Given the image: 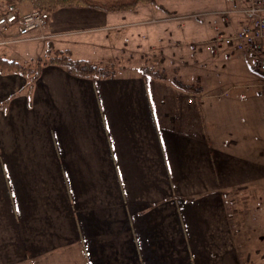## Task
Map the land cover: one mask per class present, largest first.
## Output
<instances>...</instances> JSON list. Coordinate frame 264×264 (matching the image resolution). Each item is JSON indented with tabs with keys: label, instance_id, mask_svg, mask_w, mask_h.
<instances>
[{
	"label": "crops",
	"instance_id": "1",
	"mask_svg": "<svg viewBox=\"0 0 264 264\" xmlns=\"http://www.w3.org/2000/svg\"><path fill=\"white\" fill-rule=\"evenodd\" d=\"M155 1L119 12L60 8L45 29L0 46V56L19 63L50 49L99 66L144 45L181 62L170 82L134 67L87 79L47 64L29 89L28 78L0 74V264L264 259V248L250 255L251 244H264V212L250 218L264 197V102L249 99L248 85L222 81L228 60L245 53L190 49L236 31L238 18L218 14L225 0L204 16L220 18L189 20L200 30L187 63L183 17L169 22L165 3ZM14 6L30 10L27 0H0V16ZM120 32L132 35L119 41Z\"/></svg>",
	"mask_w": 264,
	"mask_h": 264
},
{
	"label": "rangeland",
	"instance_id": "2",
	"mask_svg": "<svg viewBox=\"0 0 264 264\" xmlns=\"http://www.w3.org/2000/svg\"><path fill=\"white\" fill-rule=\"evenodd\" d=\"M107 1L108 0H103V1H101V3L107 2ZM109 1H111V0H109ZM221 1L224 2L225 0H160V2L165 3L164 5L168 8L169 13H166L165 15L167 16L166 18L169 22L170 21H174V22L179 21L180 17H183L182 18L183 24H180L182 26L181 29L183 30V32L181 34H178V36L181 39L186 41V43L182 44V58H183V59H181L182 61L186 60L187 63L190 62L189 60L191 58H190V56H187V55H189V52L191 51L188 48L189 45L191 44L189 42H191V40L192 41L195 40V37L193 35H197L199 30H200V28H199V26H197V24H195L194 22H189V20H200V19H202V21H204L205 19H208L211 17L212 18H220V16H216V15H208L207 17H204V16L206 14L210 13L211 11L218 10L222 4ZM27 2L29 3L28 0H27ZM141 4H143V5L150 4L151 5L150 2H144ZM29 6H30V3H29ZM134 9H132V10H134ZM30 10H31V8H30ZM160 14L161 13L159 12L158 17H160ZM187 20H188V22L186 24ZM153 21H155V20H153ZM169 27L171 29L173 28V27H171L170 24H169ZM185 28H187V29H185ZM129 35L131 36L132 34L120 32V34L117 35V37H118L117 40H119V41L120 40L121 41L127 40V39H129ZM1 42L2 41H0V46H3L4 44ZM193 43H198V42H193ZM184 47H185V51L183 50ZM180 48H181V46H180ZM147 49L148 48L146 47V45H144V47H142V49H138V50H135L134 48H130V50L126 51L125 54H123V55L122 54L117 55V52H116L114 55H111L112 58L105 59L103 64H101L99 66H97V65H95V66L97 68L99 67V69L100 68L103 69L104 72H110L111 74L115 73L116 71H119V73L117 72V74H120V72L126 73L127 70H125V69L130 68V67H132V68L134 67L138 71H140V69L143 68L144 66L145 67H147V66L153 67V68H155V70L159 67V71H162L163 69L165 70L166 74L164 75L165 76L164 78L167 79L169 82L174 80L173 78H175L177 80L178 76H175V74H172L171 68L173 66H176L177 64H178V66H180L181 62L173 60L172 63H169V60H172L173 57L168 54V51L165 53L163 52V54H164L163 55L162 53L157 52V50L159 48H157L153 51L147 50ZM55 52L56 51H52V50L50 51V49H48L47 53L45 55H43L42 57H40V59L43 60L44 62H47L48 58L52 57ZM233 55L235 57L231 58V60H228V62H232V65L230 64V66H226V69L224 70L225 75H224L223 80H222L223 83L230 82V84L248 85L250 87V90L248 91V93L250 94L249 99L250 100L255 99L257 101L264 102V99L262 97L257 96L258 90L260 89V86L264 85V74L253 69V68H251L250 57L247 54H245L246 60L240 59V62H238V60H237L238 53H234ZM32 56H35V53H33ZM162 56H164L163 58L165 60L163 61V64L160 65L159 60L161 59ZM37 60H38L37 57H33L32 59H30V62H31L30 64H31V66H33V68H35ZM124 64H125V67H123ZM117 67H122V68H117ZM160 67H162V68H160ZM184 68L185 69L182 70V73H189V74L191 73L192 66H186ZM164 70H163V72H164ZM184 82H185V84H187L186 81H184ZM254 86L256 87V89L254 88ZM252 88H254V89H252ZM177 89H181V88L177 87ZM246 97H247V95H246ZM262 198H263L262 205H260L258 207V209L256 208L257 207L256 206V207H254V209L251 210L250 218H255V217H257V215H259V214L262 215V213L264 212V197H262ZM241 200H243V199H241ZM263 228H264V225H263ZM257 247L260 250H262V248H264V244L263 245L260 244L259 246L251 244L250 255L252 257L254 256V252H255L254 249H257ZM243 253L245 254V252H243ZM261 254H262V251L260 252V254L258 253L256 255L259 256ZM253 259H255V258H253ZM251 264H264V259L261 261L254 260L251 262Z\"/></svg>",
	"mask_w": 264,
	"mask_h": 264
},
{
	"label": "built area",
	"instance_id": "3",
	"mask_svg": "<svg viewBox=\"0 0 264 264\" xmlns=\"http://www.w3.org/2000/svg\"><path fill=\"white\" fill-rule=\"evenodd\" d=\"M230 5L218 14L228 23L232 16L238 18L239 28L234 32H220L204 43H192L190 49L195 51L204 47L209 54L216 56L221 52H242L250 57L251 68L264 74V0H229ZM50 19L47 12L30 10L20 13L16 6L0 16V34L19 24L14 39H3L7 45L29 36L30 33L46 28ZM42 38L45 39L43 36ZM258 95H264V85L260 86ZM188 104L193 97L186 99Z\"/></svg>",
	"mask_w": 264,
	"mask_h": 264
},
{
	"label": "trees",
	"instance_id": "4",
	"mask_svg": "<svg viewBox=\"0 0 264 264\" xmlns=\"http://www.w3.org/2000/svg\"><path fill=\"white\" fill-rule=\"evenodd\" d=\"M30 8L34 10H41L47 13H53L60 8L68 7H88L92 9L107 11V12H119V11H131L138 4L144 2H150L155 4V0H111L102 2L103 0H28ZM104 3V4H103ZM52 64L58 65L67 69L72 75L87 78V79H100L111 76L110 72H104L103 69L97 68L91 62L86 60L72 59L68 52L56 51L54 55L48 58L47 62L38 59L35 68L30 63H19L15 60L7 59L0 56V74L17 73L25 78L29 79V89L32 86L31 82L38 76L41 68L44 65ZM163 71V70H162ZM158 69H151V67H143L140 72L144 76L161 78L164 77V72ZM166 74V73H165Z\"/></svg>",
	"mask_w": 264,
	"mask_h": 264
}]
</instances>
